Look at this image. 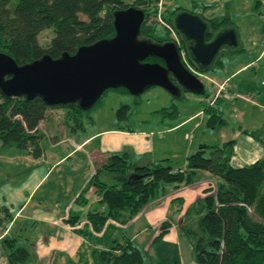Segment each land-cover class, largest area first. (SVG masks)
I'll use <instances>...</instances> for the list:
<instances>
[{
  "label": "trees",
  "instance_id": "obj_1",
  "mask_svg": "<svg viewBox=\"0 0 264 264\" xmlns=\"http://www.w3.org/2000/svg\"><path fill=\"white\" fill-rule=\"evenodd\" d=\"M164 1L0 0V51L18 65L30 63L44 55L54 59L63 53L72 55L81 46L112 38L115 35L114 12L129 7L144 12L140 28L143 38L158 45L175 43L173 32L180 43L177 45L179 53L184 52L188 66L200 75H208L223 65V58L243 51L240 43L237 48L222 49L212 66L198 68L189 56L186 42L174 28V16L187 11L201 18L207 25V41L220 30L236 31L234 23L227 14L211 20L202 16L203 11L213 8L215 4H194L195 9L187 10L179 6L169 7ZM45 30L52 32V38L46 46H42L38 37ZM148 61L162 64L156 57L145 60ZM116 90L127 92L123 88ZM184 92L182 90L180 96L172 99H183ZM99 100L90 109L83 110L76 104L48 107L40 98L25 100L0 95V143L4 148L15 147L27 156L38 159L43 154L40 143L45 137L40 125L47 120L48 110H64L62 125L72 134L82 133L84 113L92 110ZM213 102L217 103V99ZM213 102H206L203 110L208 129L226 125L217 106L213 107ZM134 104L135 110L138 109V104ZM172 108V113H164L171 115V118L178 117L177 107L172 104ZM130 110V106L120 105L116 111L114 130L135 132L129 120ZM244 133L262 141V133ZM233 148L234 141L201 144L186 157L184 170H174L161 160L144 162L145 156L135 157L127 149L103 155L94 164L87 188L76 198L78 201L84 197L83 193L93 188L99 208L85 215L86 226L89 225L90 230L83 225L75 231L91 239L103 230L108 220L126 225L147 209L159 205L166 195L167 186L173 185L174 189L190 186L194 175L201 171L212 176L210 182L213 186L205 190L203 198L188 206L181 229L191 247L193 262L264 264V159L235 168L231 164ZM66 222L76 226L80 223V216L69 214ZM170 228V221H162L157 226L158 233L152 243L161 242ZM1 245L9 264H24L29 258V252L19 245L18 237L6 236L2 238ZM141 249L134 241L124 237L122 242H112L108 250L97 249L94 253L100 264H146Z\"/></svg>",
  "mask_w": 264,
  "mask_h": 264
},
{
  "label": "crops",
  "instance_id": "obj_2",
  "mask_svg": "<svg viewBox=\"0 0 264 264\" xmlns=\"http://www.w3.org/2000/svg\"><path fill=\"white\" fill-rule=\"evenodd\" d=\"M203 1L207 4L215 5L213 8L203 11L202 16L207 20H211L219 19L227 14L236 27L238 41L243 47V51L232 55L227 62L223 61V65L219 67L222 74L217 76L213 84L215 87L225 84L224 96L219 98L217 103L213 104V106L215 104L218 105L217 109L222 113L226 121V125L218 127L220 129L217 132L219 141L215 142L222 144L228 141H234V155L231 164L235 168H240L264 159V0ZM242 4L245 5V17L248 18L250 24V32L244 42L241 41V29L246 26L247 21L244 20L238 25L230 15L232 10H234V16L240 17L235 10ZM209 78L208 76L205 77L206 80ZM57 113L53 109L48 110L46 114L47 120L40 125V129L41 131L44 130L43 133L45 135L40 146L46 139H52L53 145L51 149L54 153H49L46 156L45 150L41 147L43 150L42 156L38 159H33L21 150L16 149L18 151L16 152V157L19 163L13 165V172L16 175L17 171L23 168L27 170V173L21 180H17L13 179V176L4 173L3 169L0 171V174H6L7 177H0V264H9L6 252L1 245L2 238L11 236L17 221L22 219L25 221L35 220L34 215L24 216L23 214L32 205L40 208L39 206L41 204L37 203V194L40 190L44 194L43 187L48 183L58 165L69 162L75 155L80 154L86 149L89 151L87 153L89 159L87 173H89L91 168L94 171V164L99 162L103 155L126 149L134 154L135 157L145 156L144 162L158 161L161 160L159 157H156L158 153L159 156L169 153L168 149L162 146L163 141L170 138V142L174 144L175 139H181L182 135L184 136V140L187 141V138L189 140L187 132H193L195 135L192 136V141H189V147H186L187 150L184 154V157H186L195 142H197V136L199 134L203 136L209 135V132H207L208 128L205 126L207 117L203 113V110L199 109L189 111L182 120L168 127L160 126L156 131L141 129L130 133L116 131L112 126L106 129H100L90 135H84L83 133L79 137L77 133H73L77 139L68 138L66 132L58 136L55 134L51 136L53 132L48 133L50 129L47 125L53 124L56 120L57 128H62L63 126V118L56 116ZM58 123H61L62 126H58ZM244 131L262 133L261 138L263 142L245 134ZM164 134L165 136L163 137ZM60 148L62 149V154L57 155L56 152ZM51 155L52 158L50 157ZM66 157L67 159H65ZM185 164L182 167H171L174 170H184ZM202 175L205 179L192 186H182L177 189L169 186L172 189L166 191V195L162 198L159 205L147 209L126 225H120L108 220L100 233L94 234L93 238L83 242L89 247H94L95 250H108L112 246V242H122L123 238L127 237L146 250L155 245L152 243V240L157 236V226L162 221L168 220L171 223V228L161 242L165 243L164 245L169 244L174 246L177 245L179 240L182 241L184 239L190 251L191 247L181 229L186 209L195 200L203 198L206 195L205 190L208 189L207 183L213 180L210 178L212 176L208 173ZM53 188L55 189V185H52L49 191L54 194L55 191ZM42 203H46L45 198L42 200ZM102 209L101 207L100 210ZM39 218L42 220L41 223L48 226V228L65 227L63 230L66 233L74 231V228L66 226L64 222L44 217ZM86 228L90 230L89 225ZM23 229L21 226L17 231L20 232ZM116 229L124 230L121 237L122 240L117 238L119 236L117 234L115 235L116 237L113 236ZM47 246V249L45 248L40 251L41 256L45 257L46 255L59 253L62 255L61 260L63 263L65 262L63 256H69L64 254V247L61 246L60 249L58 248V243L55 240L48 241ZM48 250L51 252H48ZM77 250L74 248L73 252ZM77 254V252H74V255ZM89 255L93 259L92 252Z\"/></svg>",
  "mask_w": 264,
  "mask_h": 264
},
{
  "label": "rangeland",
  "instance_id": "obj_3",
  "mask_svg": "<svg viewBox=\"0 0 264 264\" xmlns=\"http://www.w3.org/2000/svg\"><path fill=\"white\" fill-rule=\"evenodd\" d=\"M131 1L132 0H127V2ZM164 3L169 7L179 6L183 9L192 10L195 9L194 4L200 5L201 3H204V1L165 0ZM235 12H237L240 17H235L234 10H232L230 15L234 22L239 25V23H242V21H247L246 26L244 28L242 27L241 29V41L244 42L250 32V24L248 22V18L245 17V5H240V7L235 10ZM51 38L52 32L50 30L41 32L38 37L39 43L42 46H46ZM230 58L231 56H228L223 59L225 62H227L228 60H230ZM219 74H222V71L221 69L216 68L208 75H200V80L204 84L205 94L203 95L184 92L183 99L181 100H173L165 90L158 87H152L136 98L123 90H108L102 95L99 103L92 110L84 113L85 118L83 120V132L77 133V136L79 137L81 134L83 135V133L84 135H90L100 129L112 127L116 122V111L122 104L130 106L131 110L129 111V113L131 114V116L129 120L133 124V128L135 130L146 129L156 131V129L160 126L168 127L169 125L182 120L189 111L191 112L196 109L204 110V105L208 100H218L219 98H222V96H224L223 92L225 91V84L217 85V87L213 85L215 83L214 80L217 79V76H219ZM207 76L210 78L206 80L205 77ZM134 103L138 104V109L136 110L134 107ZM172 104L175 105L179 111L178 117L171 118V115H166L164 113L173 112ZM215 106L218 105L215 104L213 107ZM162 109L165 110L160 112V110ZM53 110L58 112L56 116H59V118H63L65 113L64 110ZM56 124L57 120L53 124L47 125V127L50 129L48 133L53 132L51 136H53L54 134L58 136L66 132L68 138L77 139L74 134L70 133V130L67 127L62 126L61 123H58V126H62V128H57ZM207 130V132H209V135L203 136L199 134L197 136V142H195L187 156L193 153L201 144H218V142L215 141H219L217 132H219L220 129L217 127V129ZM42 132H44V130H42ZM45 133L47 134V132ZM187 133L189 136V140L187 138V141L184 140L183 135L181 139H175L174 144L170 142V138H167L165 141H163L162 146L168 149L169 153L162 156H159L158 153L156 157H159L163 164H167L172 167L177 168L184 166L187 157H184V154L189 147V141H192L191 138L195 135L193 134V132ZM164 136L165 134L163 135V137ZM52 145V139H46L42 142L41 147L45 150L46 156H48L49 153H54V151H52L51 149ZM16 152L18 151L15 147L4 149L0 144V171H2L3 169V172L13 176V179L21 180L22 177L27 173V170L21 168L19 171H17L16 175L14 174V170L12 169V167L14 164L19 163L16 157ZM88 152L89 151L86 149L80 154L75 155L73 159L69 160V162L58 165L48 183L45 185V187H43L44 194L41 193V190L37 194V203L41 204V206H39L40 208H36L35 205H32L23 214L24 216L34 215L35 220L25 221L24 219H22L15 223L11 237H18L19 245L24 247L29 252V258L24 264H100L97 255L94 253V247H89L83 242L88 238L84 236V234L74 232L75 230L80 229L85 223H87V220L85 218L87 212L99 208L97 197L94 193L93 188L88 189L85 193H83L84 197L76 201V198L81 193V191L87 188L88 181L93 171L91 168V172L89 171V173H87V170L89 169V159L87 156ZM56 154L61 155L62 149H58V152H56ZM50 157L52 158V155ZM67 157L65 159H67ZM6 174H0V177L7 178ZM202 174L206 173L199 171L194 175L193 184L205 179ZM10 181L12 180L10 179ZM52 185H55V189L53 188V190L55 191L54 194L53 192L49 191L51 190ZM171 187L173 188V185H171ZM172 188H169V186H167L165 188V191H170ZM44 198L46 201L45 204L42 203V200ZM69 214L79 215L80 223L76 226H71L70 224H68L66 220ZM39 217L55 219L59 222H64L66 226L74 228V231H69V233H66L63 230L65 227L48 228V226L41 223L42 220ZM21 226L24 229L23 231L18 232L17 229ZM84 226L85 229H87V226ZM109 232L111 233V231ZM123 232V229H116L113 236L117 234L119 235L117 236V238L122 240L121 237ZM106 237L108 236L106 235ZM52 240H55L58 243L59 249L61 246L64 247L66 250H64V254L69 255L63 256L65 258L64 263L61 260L62 255H60L59 253H55L54 255H46L45 257L40 255L41 250L48 248L47 242H51ZM164 244L165 243L159 242L146 250H144V248L141 249L146 258V264H156L158 263V261L163 264H195L192 260L191 249L189 251L184 239H182V241L179 240L177 242V245L174 246L167 243V245ZM74 248L78 249L77 251H74L78 253L77 255H74ZM48 252L51 251L48 250ZM88 252H92L93 259L90 258Z\"/></svg>",
  "mask_w": 264,
  "mask_h": 264
},
{
  "label": "water",
  "instance_id": "obj_4",
  "mask_svg": "<svg viewBox=\"0 0 264 264\" xmlns=\"http://www.w3.org/2000/svg\"><path fill=\"white\" fill-rule=\"evenodd\" d=\"M115 35L70 55L57 58L44 55L18 65L0 51V95L6 98H40L48 107L76 104L88 110L108 90L123 88L131 96L158 87L171 97L182 90L203 94L204 84L182 62L174 42L158 45L141 35L144 12L129 7L114 12ZM175 30L187 44L190 58L198 68H209L225 48H237L233 29L220 30L207 41L206 23L197 15L182 11L173 18ZM156 57L160 63L145 62Z\"/></svg>",
  "mask_w": 264,
  "mask_h": 264
},
{
  "label": "built area",
  "instance_id": "obj_5",
  "mask_svg": "<svg viewBox=\"0 0 264 264\" xmlns=\"http://www.w3.org/2000/svg\"><path fill=\"white\" fill-rule=\"evenodd\" d=\"M172 34H173V38L175 39V44L176 45H180V43H179V40H178V38L175 36V34L172 32ZM180 57H181V60H182V62H183V64L191 71V72H193L194 74H196L197 76H199L200 74H198V73H196L195 71H193V69L191 68V67H189L188 66V63H187V61H186V58H185V55H184V52L183 51H181L180 53ZM214 101V99H212V100H208L207 102L208 103H212ZM213 185H212V182H208L207 183V187L209 188V187H212Z\"/></svg>",
  "mask_w": 264,
  "mask_h": 264
}]
</instances>
